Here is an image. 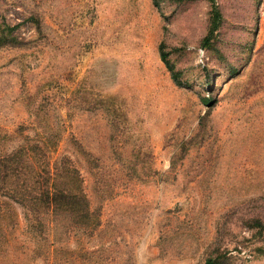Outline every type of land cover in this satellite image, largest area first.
<instances>
[{
  "label": "rangeland",
  "instance_id": "obj_1",
  "mask_svg": "<svg viewBox=\"0 0 264 264\" xmlns=\"http://www.w3.org/2000/svg\"><path fill=\"white\" fill-rule=\"evenodd\" d=\"M215 2L205 50L207 0H0L24 43L0 47V157L56 141L97 223L0 188V264H202L218 225L233 264H264L242 224L264 217V0Z\"/></svg>",
  "mask_w": 264,
  "mask_h": 264
},
{
  "label": "trees",
  "instance_id": "obj_2",
  "mask_svg": "<svg viewBox=\"0 0 264 264\" xmlns=\"http://www.w3.org/2000/svg\"><path fill=\"white\" fill-rule=\"evenodd\" d=\"M216 0H207L209 4V21L206 34L200 40V46L206 50L211 46V39L220 26L221 15ZM28 20L34 25L36 33H40L38 21L33 17ZM17 25H0V47H20L24 43L14 32ZM158 57L169 72L174 84L182 86L181 72L174 69L167 58L163 45L158 46ZM203 104H210V97H201ZM56 141L47 145L37 141L20 144L0 157V188L7 196L25 209L32 211L50 209L55 214L72 216L71 227H82L85 230L94 229L96 217L85 195L80 189V179L76 168L70 160L61 156L56 164L49 165L44 148H49ZM244 227L250 230L252 236L264 238V217L254 215L243 219ZM69 225V226H70ZM66 229V226L64 227ZM211 244V250L202 259V264H233V257L227 250L220 249L221 240L227 235L219 234ZM236 248V246H234ZM240 264V263H236Z\"/></svg>",
  "mask_w": 264,
  "mask_h": 264
}]
</instances>
